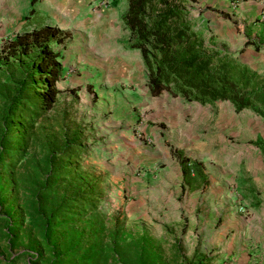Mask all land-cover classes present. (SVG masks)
<instances>
[{"label": "trees", "instance_id": "trees-1", "mask_svg": "<svg viewBox=\"0 0 264 264\" xmlns=\"http://www.w3.org/2000/svg\"><path fill=\"white\" fill-rule=\"evenodd\" d=\"M126 2L120 19L151 96L228 101L264 121V71L215 45L193 16L196 0ZM62 42L61 30L31 8L0 48V264H219L218 255L196 249L187 256L180 240L164 245L107 215L103 179L85 161L97 149L95 129L59 106L64 67L55 46ZM253 143L264 153L261 140ZM175 155L181 192L206 189L202 161Z\"/></svg>", "mask_w": 264, "mask_h": 264}, {"label": "rangeland", "instance_id": "rangeland-1", "mask_svg": "<svg viewBox=\"0 0 264 264\" xmlns=\"http://www.w3.org/2000/svg\"><path fill=\"white\" fill-rule=\"evenodd\" d=\"M196 2L195 13L207 8L215 45L263 72L264 9L251 21L240 2ZM103 32L90 41L65 32L55 47L67 56L78 46L105 47ZM6 35L0 32V48ZM246 42L251 44L245 47ZM127 44L118 41L113 56L101 55L105 66L94 65L91 53L76 67L65 58L57 84L59 106L70 107L95 129L97 149L85 161L103 179L107 215L117 214L131 232L164 245L180 240L187 256L197 249L218 255L219 264H264V154L253 143H264V121L250 109L236 112L228 101L202 105L167 94L149 96L143 64L137 67V55L125 52ZM177 151L203 160L210 178L206 190L181 192Z\"/></svg>", "mask_w": 264, "mask_h": 264}, {"label": "crops", "instance_id": "crops-1", "mask_svg": "<svg viewBox=\"0 0 264 264\" xmlns=\"http://www.w3.org/2000/svg\"><path fill=\"white\" fill-rule=\"evenodd\" d=\"M30 1L31 0H0V32L6 33V36L10 37L13 35V33L20 30L24 21V17L29 13L31 8H35L41 14L46 15L51 25L57 26L61 30L63 36L66 34L65 32H67L69 37H72V39L78 38L82 33L87 38V40L90 41L92 39V35L95 36L96 33L104 31V36L102 39L105 40V47L96 48L94 43L89 44L86 49H84L85 45L83 47L78 46V48H82V51L80 52V50L78 51V48H73L69 50L68 56L67 52L62 50V60L65 61V58L68 57V61L72 62L74 67H76L77 64H84L86 61L85 55L88 53H91L89 55L94 57V65L105 66V63L101 61L102 56H105L106 59L108 58V53H112L109 55V57L113 56V52L115 53V49L118 48V46L115 45L116 42L118 44V41L126 39L128 43L129 31L126 29L122 20L120 19L121 14L127 7L126 0H109L106 6L100 5L102 0H37L33 6ZM228 1L229 0H210V2L218 5L226 4ZM196 4L197 2L194 4L193 16H199V18H201L200 22L205 23V25L209 27L205 12L207 8L202 9V13H195ZM238 8L245 14H251L253 16L251 21H254L255 17H259L260 9H264V0H243L240 2ZM209 12L211 13L212 11ZM119 46L121 47L122 45L119 43ZM125 52H129L130 54L134 53L137 55V61L135 62L138 63L137 67H139L140 61L143 64L140 52L138 50L131 49L127 44ZM142 66V81L147 94H149L148 88L145 85L146 70L144 64ZM131 74H133V71ZM163 94L169 95L166 92ZM151 97L156 98L158 96ZM195 159L202 161L204 166L203 160L199 158ZM204 170L207 174L210 184L209 173L205 167ZM208 187L209 185L207 188Z\"/></svg>", "mask_w": 264, "mask_h": 264}, {"label": "built area", "instance_id": "built-area-1", "mask_svg": "<svg viewBox=\"0 0 264 264\" xmlns=\"http://www.w3.org/2000/svg\"><path fill=\"white\" fill-rule=\"evenodd\" d=\"M108 1H109V0H102L101 3H100V5H101V6H106V5L108 4ZM240 1H241V0H231V2H232L233 4H236V3L240 2Z\"/></svg>", "mask_w": 264, "mask_h": 264}]
</instances>
